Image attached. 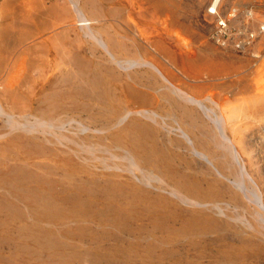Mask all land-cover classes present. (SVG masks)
<instances>
[{"label":"rangeland","instance_id":"obj_1","mask_svg":"<svg viewBox=\"0 0 264 264\" xmlns=\"http://www.w3.org/2000/svg\"><path fill=\"white\" fill-rule=\"evenodd\" d=\"M50 1L0 12V264H264V0H150L142 39L120 0Z\"/></svg>","mask_w":264,"mask_h":264},{"label":"bare ground","instance_id":"obj_2","mask_svg":"<svg viewBox=\"0 0 264 264\" xmlns=\"http://www.w3.org/2000/svg\"><path fill=\"white\" fill-rule=\"evenodd\" d=\"M121 1V3H122V5H123V7L125 8V12L123 13V12H121V13H123V14H125V19H126V23H127V25L132 29V34H133V36L134 37H136V38H140V39H142L143 38V35H144V29L143 28H138V22H143V23H147V22H149L150 23V25H151V23H153V21H154V16L152 15H149L148 14V12H147V10L145 9V5L146 4H148L149 5V2H150V0H120ZM152 1V0H151ZM16 0H3L2 1V4H1V7H0V12L3 14V15H5V17L6 18H12V19H14V20H17V13L20 11L19 9H18V7H17V5H16ZM50 0H40V5H39V14H37V13H35V12H38V11H35L36 10V7H33V8H35L34 10H31L30 9V11H31V13L30 12H27V14H29V15H31V14H35L34 15V19L35 20H39L40 18H42V13L44 12V11H46L47 13H50L49 12V9H48V4H50ZM72 2V1H71ZM120 3V2H119ZM221 3H222V0H214L213 1V3H212V5L210 6V9L212 10V12H213V14H218V12H219V9H220V7H221ZM34 4V3H33ZM55 6H57V4L55 5ZM147 6V5H146ZM154 6V5H153ZM74 7H75V10H76V13H77V16H78V27H80V29H82V30H87L88 32H91V26L93 25L92 24V22H91V20L85 15V13H80V7H79V5L77 4V3H75V5H74ZM163 6H161V8H162ZM38 8V7H37ZM51 8V7H50ZM152 8H154V7H152ZM160 9V8H159ZM165 8H163V10H164ZM156 10V9H155ZM24 11H25V9H24ZM19 13H21V12H19ZM62 13V12H61ZM161 13H163V12H161ZM60 16H61V14H57V15H54V16H52V21L49 23V25H42L43 27H42V29H41V31L38 33L37 32V34H36V32H35V35H41V34H43L44 32L43 31H46V30H51L50 31V36L48 37V40L49 41H52V42H55V44H56V42H57V40H58V35H59V33H55L54 32V29L56 28V26H57V24H58V21H59V18H60ZM165 18V17H164ZM43 19V18H42ZM47 19H49V18H46V20ZM66 19V20H65ZM67 19H68V17L67 16H64V18H63V20L64 21H67ZM167 19V18H166ZM26 20H33L32 19V17H30V16H27V18H26ZM50 20V19H49ZM63 20H61V21H63ZM41 21V20H40ZM42 22V21H41ZM27 23H32V22H21L20 24H17L18 26H19V28H20V30L22 31V30H24V31H28V27H29V25L27 24ZM68 24H69V21L67 22ZM159 23V22H158ZM157 22H155V24H158ZM168 23V21L167 20H164V19H162L161 21H160V24L161 25H166ZM223 24V23H222ZM221 24V25H222ZM224 25V28L226 27V29H227V32H228V29H229V27H227L225 24H223ZM15 26V25H14ZM36 27V26H35ZM34 27V28H35ZM70 27H72L70 24L69 25H67L66 26V28L67 29H69ZM18 28V29H19ZM40 29V28H39ZM216 29H217V32H219V31H221V29L218 27L217 28V26H216ZM164 30H166V29H164ZM262 30V32L261 33H263L264 32V25H262L261 27H260V31ZM38 31V30H37ZM16 32V31H15ZM227 32H226V34H227ZM34 33V32H33ZM220 33V32H219ZM15 34H18L19 35V37H21L20 36V32H17V33H15ZM14 33H13V31H6L5 32V34H1L0 33V43H3L4 44V50H0V52L2 53V52H4V51H7V49H9V48H11V49H16V48H18V47H20L21 46V41H22V39L23 38H21V41L19 40V38H17L16 36H14L15 35ZM30 34H31V32H30ZM4 35V36H3ZM35 35H33V36H35ZM33 36H31V38L33 37ZM43 36V35H42ZM47 37V36H46ZM253 38V36L252 35H249V37L245 40V41H247L248 43H249V40L250 39H252ZM29 39V38H28ZM145 39V38H144ZM249 39V40H248ZM217 40H219V36H218V39ZM2 41V42H1ZM180 42H182V40H180ZM221 42H223V41H221ZM24 43V42H23ZM43 43H45V42H43ZM58 43V42H57ZM224 43V42H223ZM243 44V42H241L240 44H238L239 45V47L240 48H242V49H245V47L247 46V45H249V44ZM53 44V43H52ZM100 45H102V46H104V47H106V45L104 44V42H101V44ZM242 45H243V47H242ZM154 48H155V53L158 55V56H161V57H163V58H165V59H167V60H169L170 61V59H169V52H167L163 47H161V46H159V45H156V46H154ZM10 49V50H11ZM106 49H107V51H109L108 50V48L106 47ZM182 51V50H181ZM187 52V51H186ZM182 54H184L185 55V52L183 53L182 52ZM109 55L110 56H112V57H114L115 59H116V56L113 54V53H111V52H109ZM186 57L187 56H189L188 54H186L185 55ZM121 57V56H120ZM187 58H189V57H187ZM123 59H125V61H128V59L129 58H123ZM173 60V59H172ZM173 62V61H172ZM7 65V60H6V58L4 59H0V80H2L3 78H4V76H5V71H6V66ZM156 71H160V69H158V68H156V67H153ZM187 102H189V103H195V102H197V100L196 99H193V98H190V97H188V96H186L183 92L181 93V92H178ZM172 94H176L175 92H172ZM131 95L133 96V98L135 99V100H137L138 101V103H141L140 105H148V104H153V103H155L154 101L152 102V100H149V99H147V97L144 95V94H142V93H139V92H137V91H135L134 89H132L131 88ZM160 99L162 100V101H164V102H167V103H169L171 106H172V108H175V109H178V110H180V113H181V116H182V118H185V119H187V120H190V121H192L193 122V125H192V128H200V126L198 125V123H197V120L194 118V117H192V112L190 111V110H188L187 109V106L185 105V104H183L182 102H179L178 100H176V99H174V98H172L171 97V93H169V94H164L163 96H160ZM216 108L218 109V111L220 112V114H221V116H222V118L224 119V117H223V114H222V112H221V110H220V108L218 107V106H216ZM23 124V123H22ZM30 127H27V125H18V123H15V125L14 126H12V128H17V129H19V128H21L22 129V131L23 130H26V131H28V132H32V130H31V126L32 125H29ZM34 128V127H33ZM202 135V134H201ZM203 136V135H202ZM217 143L221 146L222 145V141L219 139V137H217ZM222 147V146H221ZM133 163H135V162H133ZM135 165H136V163H135ZM140 172H142V171H140ZM260 217H261V215H260V213L258 212V210H256V212H255V215H254V218L257 220V219H260ZM253 231H255L254 230V228L253 227H250Z\"/></svg>","mask_w":264,"mask_h":264},{"label":"built area","instance_id":"obj_3","mask_svg":"<svg viewBox=\"0 0 264 264\" xmlns=\"http://www.w3.org/2000/svg\"><path fill=\"white\" fill-rule=\"evenodd\" d=\"M221 24H222L221 21H217V25L221 29V31H219L220 33L219 32H216V37L219 36V38L222 39V37H224L225 35H227L226 34L227 29H226V27L224 28V25L223 24L222 25ZM221 39H220V41H222ZM221 43H223V42H221Z\"/></svg>","mask_w":264,"mask_h":264}]
</instances>
